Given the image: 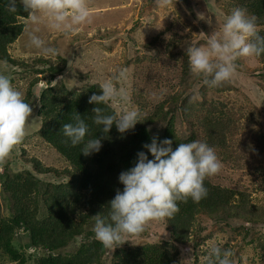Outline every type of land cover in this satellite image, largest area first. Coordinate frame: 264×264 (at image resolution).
I'll return each instance as SVG.
<instances>
[{
    "label": "trees",
    "instance_id": "obj_1",
    "mask_svg": "<svg viewBox=\"0 0 264 264\" xmlns=\"http://www.w3.org/2000/svg\"><path fill=\"white\" fill-rule=\"evenodd\" d=\"M179 1L187 10L170 0L162 7L161 13L169 16L160 28L138 42L142 54L134 60L132 93L117 103L121 110H139L144 121L125 134L114 124L105 136L92 123L96 105L89 103L91 95L100 93V80L86 81L98 64L89 70L79 66L84 84L77 86L54 81L70 70L65 59L39 56L30 62L32 57H14L12 47L28 16L22 6L9 13L7 0H0V61L21 69L19 79L22 86L27 84L19 91L41 123L19 146L30 168L13 171L9 158L0 162V264H27L31 248L33 264H203L209 247L224 237L222 246L232 251L235 264H245V259L247 264H264V100L261 109L244 93L234 95V78L219 87L205 84L191 75L186 55L188 46H205L215 31L210 26L218 28L237 7L256 18L264 36V0ZM151 5L158 7L157 0H142V10ZM216 15L219 20L209 24ZM133 31L127 32L126 42L135 36ZM235 65L244 78L257 81L255 89L264 98V54L239 58ZM99 67L108 71L104 64ZM108 75L112 72L100 78ZM10 79L14 85L17 78ZM98 106L111 114L110 107ZM78 113L90 128L86 139H102L98 153L83 155V145L74 147L63 135V124L74 123ZM153 138L171 139L174 149L179 143L206 142L223 167L205 181L206 198L178 202L173 218L158 220L168 232L163 240H152L154 232L146 229L127 239L147 241L105 248L94 236L95 215L107 214L110 200L123 189L119 175L136 164L137 154L147 152L144 145Z\"/></svg>",
    "mask_w": 264,
    "mask_h": 264
},
{
    "label": "clouds",
    "instance_id": "obj_2",
    "mask_svg": "<svg viewBox=\"0 0 264 264\" xmlns=\"http://www.w3.org/2000/svg\"><path fill=\"white\" fill-rule=\"evenodd\" d=\"M157 4L167 7L170 0H157ZM19 6L33 26L26 29L29 46L44 57H55L58 50L38 35L41 24L50 31L75 35L80 26L92 23L88 0H7L9 13L17 12ZM208 22L211 24V19ZM262 54L264 36L259 34L256 18L241 7L231 10L205 46L186 49L191 75L203 78L211 87L233 80L237 59ZM125 77V70L117 69L109 79L99 83L100 93L89 98V103L96 105L92 109V123L105 136L114 124L118 132L125 134L144 121L139 110L117 107V101L125 102L128 98L127 91L116 86V82ZM192 99L196 100L197 96L193 95ZM98 105L110 107L111 114H106ZM32 112L33 108L10 77L0 74V162L23 140ZM73 119L74 123L63 124V135L74 147L82 144L83 155L98 153L103 147L102 139H86L91 135L89 125L79 113ZM144 148L147 152L137 154L136 164L119 175L123 189H118L110 200L107 214L95 215L94 236L105 248L118 247L129 241L127 238L142 234L154 221L173 218L179 211L178 202L186 203L191 199L199 203L208 195L205 181L216 176L223 167L214 148L200 140L179 143L174 149L171 139L153 138ZM222 244L221 241L209 247L203 264H235L232 251Z\"/></svg>",
    "mask_w": 264,
    "mask_h": 264
},
{
    "label": "rangeland",
    "instance_id": "obj_3",
    "mask_svg": "<svg viewBox=\"0 0 264 264\" xmlns=\"http://www.w3.org/2000/svg\"><path fill=\"white\" fill-rule=\"evenodd\" d=\"M180 6L187 10L186 6L179 0ZM89 7L92 12V23L80 26L79 31L75 35H65L59 32L50 31L43 24L40 25L41 32L38 35L43 38L47 44L57 49V55L51 57L55 62H61L62 59L68 62L70 70L68 73L58 75L55 80H65L68 84L75 83V85H82L81 75L78 73V68L82 67L86 70L92 68V65L98 64V71L91 70L90 75L86 77L87 82H95L97 80H106L110 78V74L105 79L100 78L102 73H114L117 69H124L126 77L121 78L116 82L118 88H124L128 94L132 93V80H133V68L134 60L142 54L141 46L138 44L140 39H144L148 35L154 34L162 25L164 16L169 15L162 14V7L145 6L142 10V0H88ZM172 6V5H171ZM210 18L212 17L210 11ZM219 16L216 15L215 19H211L212 22L218 21ZM135 21V25L130 27ZM33 27L29 18L26 19V28L15 43L14 48L12 47L11 54L16 58H31L30 62L36 57L43 56L33 47L29 46V38L26 29ZM212 29L217 28L213 25L210 26ZM134 30L132 33L135 35L128 42L125 41L127 32ZM126 36V37H125ZM61 58V60H60ZM63 64V63H62ZM106 65L108 71H103L100 65ZM80 66V67H79ZM21 69L15 66H9L7 63L0 61V74L14 76L17 78L14 83V87L19 90L20 87L24 89V80L19 79ZM31 76L28 74L25 78ZM238 89L234 95L240 96L241 92L247 95L254 104H257L262 109L263 94L260 89H255L257 81L252 77H243V75L235 70L234 83ZM21 91V89H20ZM241 97V96H240ZM119 101H117L118 103ZM128 108L127 106H123ZM26 133V135L35 131L41 125L40 118L31 115L26 128L35 127ZM261 125L264 130V110H262ZM27 131V129H26ZM35 140V139H34ZM20 144L15 146L9 155V166L13 171H18L23 168H30V166L24 162L21 158ZM47 151V148L45 149ZM147 229L150 232H154L152 240L161 241L168 235L165 226L158 220L152 222ZM260 230L264 233V226L260 227ZM157 232V233H156ZM223 234H221L222 236ZM225 238L220 240L225 241ZM147 241V239H129L131 243H139L140 241ZM22 242H25L22 240ZM251 245H247V250ZM32 257L27 264H33L35 253L34 249H29ZM186 262V261H184ZM191 264V263H188ZM245 264L247 260L245 259Z\"/></svg>",
    "mask_w": 264,
    "mask_h": 264
},
{
    "label": "water",
    "instance_id": "obj_4",
    "mask_svg": "<svg viewBox=\"0 0 264 264\" xmlns=\"http://www.w3.org/2000/svg\"><path fill=\"white\" fill-rule=\"evenodd\" d=\"M135 24H136V23H135V21H134L130 27L134 26Z\"/></svg>",
    "mask_w": 264,
    "mask_h": 264
}]
</instances>
